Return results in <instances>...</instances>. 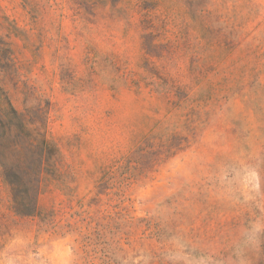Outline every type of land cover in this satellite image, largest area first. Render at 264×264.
Here are the masks:
<instances>
[{
    "label": "rangeland",
    "instance_id": "374dc122",
    "mask_svg": "<svg viewBox=\"0 0 264 264\" xmlns=\"http://www.w3.org/2000/svg\"><path fill=\"white\" fill-rule=\"evenodd\" d=\"M40 132L22 217L1 162L19 137L36 171ZM254 223L264 0H0V264H172L181 244L230 264ZM246 256L264 264V231Z\"/></svg>",
    "mask_w": 264,
    "mask_h": 264
},
{
    "label": "trees",
    "instance_id": "16d2710c",
    "mask_svg": "<svg viewBox=\"0 0 264 264\" xmlns=\"http://www.w3.org/2000/svg\"><path fill=\"white\" fill-rule=\"evenodd\" d=\"M7 116L11 117L12 120L20 121L24 123L25 119L23 115H19L18 112L11 107V111L7 114ZM31 134L28 135V137ZM41 138V142L38 148V157H34L33 152H35V145L34 143H30L29 148H25L26 151L32 153L31 160L29 163L32 166L37 168L36 171L30 172L23 168V165H27L28 157L23 158V154L18 150L20 147V139L17 137L14 140V149L15 154L19 157L15 163L10 165L8 163L1 162L3 167L2 176L4 180L11 186L12 190V209L18 215L22 217H30L34 216L38 213V198L42 191V173H43V162L44 159L42 156L47 153L48 150V140H47V133H39ZM32 137V136H31ZM8 143L6 144V148L9 150V139L7 140Z\"/></svg>",
    "mask_w": 264,
    "mask_h": 264
},
{
    "label": "clouds",
    "instance_id": "9594fccd",
    "mask_svg": "<svg viewBox=\"0 0 264 264\" xmlns=\"http://www.w3.org/2000/svg\"><path fill=\"white\" fill-rule=\"evenodd\" d=\"M264 226L254 223L245 231L243 240L234 250L230 264H247V252L259 243L260 234ZM172 264H210V261L202 256H195L187 252L184 246L178 245V249L169 253Z\"/></svg>",
    "mask_w": 264,
    "mask_h": 264
}]
</instances>
